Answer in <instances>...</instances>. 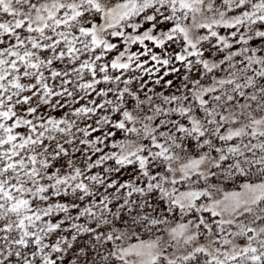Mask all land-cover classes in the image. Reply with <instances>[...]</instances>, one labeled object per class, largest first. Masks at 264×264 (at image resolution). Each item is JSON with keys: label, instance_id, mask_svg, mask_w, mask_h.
I'll list each match as a JSON object with an SVG mask.
<instances>
[{"label": "snow or ice", "instance_id": "6c2138e0", "mask_svg": "<svg viewBox=\"0 0 264 264\" xmlns=\"http://www.w3.org/2000/svg\"><path fill=\"white\" fill-rule=\"evenodd\" d=\"M0 264H264V0H0Z\"/></svg>", "mask_w": 264, "mask_h": 264}]
</instances>
